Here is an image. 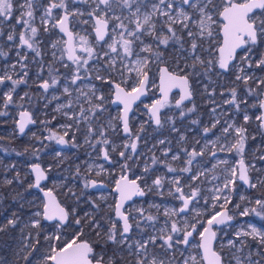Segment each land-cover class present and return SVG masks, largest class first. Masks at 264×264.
Listing matches in <instances>:
<instances>
[{
  "label": "snow or ice",
  "instance_id": "snow-or-ice-1",
  "mask_svg": "<svg viewBox=\"0 0 264 264\" xmlns=\"http://www.w3.org/2000/svg\"><path fill=\"white\" fill-rule=\"evenodd\" d=\"M73 5L84 7H73ZM41 8L43 11L37 18L36 11ZM54 10L60 11L56 13ZM17 12H19L18 16L15 15ZM13 18H15L14 24L11 23ZM37 19L39 25L36 23ZM70 24L73 27H70ZM76 24L80 25L79 30H74ZM17 25H23L19 32V43L15 45L18 59L10 67H6L4 73L0 75V85L5 84L6 81L11 83V88L3 96L4 106L15 103L13 93L16 87L27 83L28 52L34 53L33 63L37 62V58L40 62L37 76H40L45 67L48 73V78L42 79L38 87L44 94L52 90L50 97L38 94L39 99L45 101L44 107L47 108L53 101H61L62 97H66L63 102L56 103L53 109L69 121L60 127L75 128L79 131L80 126L83 125L86 129L84 143L92 149L99 147L102 159L109 163H114L110 151L117 152L118 147L121 146L108 138V132L122 129L127 139L118 155L123 161L120 167L124 172L132 170L129 161H138L142 155L138 151V141L141 139L140 133L144 131L143 124L140 132L134 135L130 129L129 113L132 104L145 94L150 83L149 73L152 65H167L169 61L173 59L175 61L174 70L170 71L167 66L159 69L161 98L154 100L150 106L146 105L150 120L157 129L163 127L161 109L168 105V93L173 88H179L181 92L179 99L175 101V107L180 110L179 117L184 118L195 111V105L185 111L183 104L185 100H192L193 89L190 78L193 77L203 75L210 79V73L215 72L220 76L234 67L238 69L236 81L243 82L249 95L256 93L258 96H264V91H261L264 89V76L258 77L255 72L247 71L253 68L264 71V52L260 53L259 58H255L254 51L264 44V0H219V3L217 0H48L46 6L41 0H0V35H3L4 28L8 27L6 39L9 42L14 41ZM41 26L45 33L50 32L51 29H58L64 37H67L51 42L49 47L52 61L46 66L43 64V57L47 53L41 47L42 42L37 39ZM24 48L27 51L21 54V49ZM169 48H172L171 53ZM238 49L243 55H239ZM57 52L60 54L57 55ZM6 55L7 52L0 50V56ZM237 56H239V64L234 63ZM17 67L22 74L16 73ZM60 67L70 69V72L61 73ZM14 74L18 78H14ZM93 79L100 82V87L92 83ZM61 81H63L62 85ZM253 81L255 88L250 86V82ZM128 84L131 85L130 88L123 86ZM104 85L109 86L111 94L115 97L113 103L118 102L123 105L120 115L106 122L101 120L102 114L106 111L107 100L103 92ZM61 87L62 91L57 93L55 90ZM205 92L210 97L213 95L212 92H208L207 86ZM230 96L231 98L224 103L235 105L236 110L240 111L235 87L230 90ZM25 97L32 102V97L28 93L20 99L24 100ZM258 105L264 109V99H259ZM210 112L215 118L210 127L203 128L205 135L221 124L220 118L216 115V108H212ZM6 114L0 111V115ZM20 116L21 120L17 122V127L20 133H24L26 124L34 121L29 118L27 111H22ZM249 119L245 114L244 124H247ZM116 120L119 121V125L114 123ZM256 120L259 122L261 134H264V113L257 116ZM166 121L172 123V132L179 131L175 127L174 116H168ZM198 122V120L192 121L193 124ZM42 123L46 122L42 121ZM247 133L248 129L245 126H237L234 122L225 119L220 134L204 143L199 150L195 145L191 150L182 147L179 152L171 154V162L167 159L171 153L169 147L161 150L165 157L163 160L153 151L151 165L160 164L166 168L167 173L179 172L182 175L167 177L165 174H160L151 178L149 183V172L153 169L147 157L142 170L143 175L133 180H129L126 174L121 175L114 189L119 193L115 204L117 219L114 220L110 216L102 217L101 219L108 225L106 228L104 223L91 213H85L83 221L80 218L75 220L77 227H82L86 222L95 233L96 244L101 247L98 254H94L91 243L79 240L83 235L81 231L63 247L51 243L53 239L60 240L59 235L54 237L45 235L43 239L49 246L37 256L36 253L42 248L41 233L37 231L33 237L32 233L28 232L27 235H22L21 246L14 253L16 264L21 260L23 264H33V260L35 264H189V260L191 264H200L196 256L183 258V251L179 248L182 244L188 245L189 238L197 231L200 236L198 247L202 250L203 264H232L233 261L235 264H264V227L258 228L249 224L247 230L241 229L235 232V239L222 242L219 251L213 248V241L218 239L214 226L226 225L228 221L233 220L228 205L232 203L237 182H242L250 189L264 188V168H257L255 162L246 164L244 160ZM67 135V131L64 135L52 132L45 139H54L58 144L66 145L70 143L65 140ZM251 138L255 140L256 135H252ZM185 140V135L180 134L177 143H183ZM167 143L169 142L166 139L157 141L158 145ZM199 143L200 141L197 140L196 144ZM71 146L74 148L79 146L75 133L72 136ZM155 147L156 145H153V149ZM42 150L34 148L31 154L38 158V153ZM28 151L26 148L25 153ZM218 151L239 156L238 168L230 166L227 159L217 160L210 169L204 168L197 160L206 153L215 158ZM181 152L186 157L184 166L174 167L172 162L182 159ZM21 154L17 153V155ZM60 156L61 153L57 152L56 157ZM252 157L254 161H264V145L258 144L252 151ZM59 163H63V160H59L58 165ZM30 167L35 174V184H30L29 187H39L40 181L46 178L45 172L39 163L31 164ZM94 167L99 169L96 175L104 171L103 165L89 164L84 174L85 188L99 186L96 180L87 178ZM252 172L259 174L253 177ZM76 175H80L79 166L76 168ZM15 179L19 181V173L16 174ZM12 183L13 180L5 179L3 185L8 186ZM165 183L170 185L167 189L168 195L180 202L179 207L150 202L149 209H155L157 215L143 207L124 210L125 201L132 200L133 196L143 197L147 193L163 196L161 189L164 188ZM208 184H211V187H207ZM44 195L50 197L51 193L45 192ZM101 199L103 200L104 197ZM246 199L244 195L240 196L242 202ZM201 200L203 205L200 204ZM248 202L252 203L251 200ZM254 204L255 207H245L240 215L248 216L250 213H255L264 220V199L256 198ZM92 206L99 210L98 204L93 203ZM217 207L219 211L215 210ZM235 207L240 208V204H236ZM205 211L209 212L206 220L203 219ZM160 214L165 219L163 226L157 227ZM190 214H193L191 219H189ZM69 215L70 213L58 204L53 207L52 201L44 203L42 213L37 211L34 214L35 217H42L44 220H57V229L66 226ZM19 222L20 217L14 211L6 224H0V232H5L9 227L15 228ZM28 227L40 229L41 219L30 217L29 223L21 228V233L23 234L24 229ZM134 227L140 233L150 228L151 233L146 236L141 235L133 241L131 232ZM200 228L203 230L200 231ZM250 241L256 244L255 248L251 247ZM109 245L114 246L111 253H109ZM225 248L231 253L230 257L223 255ZM175 252H180V257H177ZM254 257L258 258L254 259ZM0 264H5L3 257H0Z\"/></svg>",
  "mask_w": 264,
  "mask_h": 264
},
{
  "label": "rangeland",
  "instance_id": "rangeland-1",
  "mask_svg": "<svg viewBox=\"0 0 264 264\" xmlns=\"http://www.w3.org/2000/svg\"><path fill=\"white\" fill-rule=\"evenodd\" d=\"M219 3V0H217ZM41 3L43 5H47L48 0H41ZM80 6L84 7L83 5H73V7ZM41 11L43 9H39L36 11L37 18L40 16ZM56 13H59L60 10H54ZM15 15H19V12H17ZM11 23H15V18L11 20ZM37 25H39V19L36 21ZM70 27H73L72 24H70ZM23 25H17L16 27V39L12 42L7 41L6 37L8 35V27H5L3 30V35H0V50H3L7 52L6 56H0V75L4 73V69L6 67H10L11 61L17 60V49L15 47L16 44L19 43V32L22 30ZM80 25L76 24L74 30H79ZM90 31V29H89ZM62 36L59 35L58 31L56 29H51L50 32L45 33L43 31V27H40V31L38 34L37 39L40 40L42 49L47 53L43 57V64L46 66L48 63L52 61L51 56V49L50 44L52 41H55ZM63 38V37H62ZM11 48H9V46ZM25 51H27L26 48L21 49V54H23ZM169 52H172V48H169ZM261 52H264V44L261 45V51L259 54H255V58H259V55ZM60 53L57 52V55ZM34 53L28 52V77H27V83L20 84L16 87L15 93H13V99L15 103L9 104L7 107L3 104V96L4 93L7 92L11 88V83L9 81H6L5 84L0 85V111L6 112V115H0V140L7 139L9 141H16L20 140L21 143H23L25 146H32L35 149H43L41 152H43V156H38V159H41V157H44L46 160L49 159L50 162L42 163L41 161H37L35 163H39L41 166H44L43 168L46 169V171L49 172L48 181L45 184V187L51 191H53L56 194H59L63 197V205L70 211L72 216V222L71 227L67 230L61 232L60 229H57L55 226H52L51 228H48V225H42L40 229H31L30 227L25 228L23 234L21 233V229L18 230L20 235H27L28 232H31L33 237H35V234L37 231H40L41 233V245L42 248L40 252L36 253L37 256L41 255V253L44 252V250L49 246L47 242L44 241L43 237L45 235H52L53 237L56 235H59L61 238L60 240L53 239L51 241L52 244H58V242H63L61 244V247H63L66 243L70 242L74 237H76V234L78 232H81V228L77 227L75 225V220L77 218L84 219L85 213H91L92 215L96 216V213L91 205V207L88 208V202H92L95 204H98V202H104L106 203L105 206H103L101 203L99 206H103L104 208L108 205V200H111V195L108 193H101L100 195L96 196H88V188L84 187V179H85V173L87 171V166L89 164H92L94 166L96 165H103L104 171L100 173V175H96V171H99V169L94 167V170L92 173L87 177L88 179H92V177L96 178H103V179H112L117 174H122L124 171L121 169L120 164L123 163V161L120 159L118 152L119 150H122V145L125 142L127 138L122 137L121 131L118 128L116 132L109 131L108 132V138L114 142L116 145L121 146L118 147L117 152H111L110 156L114 163H111L108 165L101 157L100 155V149L97 147L96 149H92L89 145H86L84 143V133L86 129L83 125L80 126V130L77 131L75 128L72 129H64L61 128L60 125L69 123L63 116L59 115L53 109L56 106V103L63 102L66 100V97H62L61 101H53L51 104L48 105L47 108L44 107L45 101L39 99V95H48L51 96L52 90L48 94H44L43 90L38 87L39 83L42 79L48 78L47 69L45 67V70L41 72L39 77L37 76V72L40 71V67L38 68L37 62L33 63V57ZM243 55V53L241 54ZM167 59V58H166ZM66 60V57H65ZM67 62V61H66ZM70 63V62H69ZM239 59L237 60V64H239ZM59 67V64H57ZM163 66H167L169 70H174L175 68V61L174 59L172 61H169L167 65L165 64H159V65H152L150 73L152 74H159V69ZM155 68V69H154ZM217 71H219L217 69ZM248 73L255 72L256 76H264V71L258 70V69H247ZM61 73H67L70 72V69H64L63 67H60ZM238 72L237 68H232L230 70V75H220L217 76L215 72L210 73V79L208 77H204L203 75L199 77H193L195 80L196 85L198 86L197 93L200 96L203 103H201L200 109L202 110L203 117L205 116V123L198 122L194 128V137L193 139L190 138L188 140L187 132H190L189 126L182 125L181 127L177 128L178 132H172V135L167 134V136L162 135H154L150 133L148 130H144L141 135V139L138 141V151L142 155L140 156V159L138 161H129L130 164H132V167L135 166L139 169V172L136 174H133V172H130L132 174L133 179L137 176L143 175V168L145 164V157L148 158V163L151 166V169L153 171L149 172V183H151V178H155V176L160 174H165L167 177H171L173 175H182L179 172L177 173H167L166 168L163 165L157 164V165H151V156L153 154V151L155 155L163 160L165 157H163L161 150L165 147H169L171 149V153L169 157L167 158L171 162V154L177 153L180 151V148H187L188 150H191L193 145L199 150V148L206 143L209 140L215 139L216 136H218L221 132V128L223 126V122L226 118V115L229 114L230 122H234L237 126L243 125L246 126L248 129V139L246 142V151L244 154V160L245 163H253L255 162L257 165V168H264V161H254L252 157V151L256 148V146L264 145V134H261V130L258 127V121L256 120L257 116L259 115V112L255 110V106L258 105V100L261 99L262 96H258L256 93H253L252 95L248 94V91L245 88L241 91L240 88H242L243 84L242 81H236L235 76ZM16 73H20L19 69H16ZM14 78H18L14 74ZM211 81V82H210ZM87 82V81H85ZM92 83L96 84L98 87H100V82L95 81L93 79ZM252 83L251 87L255 88V82ZM63 84V81H61V85ZM125 87L130 88L131 85H123ZM205 86H207L208 92H212L213 95L210 97L205 92ZM240 86V88H239ZM235 87L237 90V103L240 104V111L236 110L235 105L226 104L224 103L225 100H229L231 98L230 96V90ZM35 88V89H33ZM214 90V91H213ZM33 93L35 97V104L38 105L35 110H33L34 120L35 124L29 129V131L26 133L24 137L19 138L16 132L15 128V122L17 120V115L21 111H27L29 112L30 107L32 106L33 102H29L28 98L25 97L24 100H21L20 97L24 96L25 93ZM57 93L62 91L61 88H57L55 90ZM261 91H264L262 89ZM103 92L105 96L107 97L106 103H105V109L106 111L102 114L101 120L102 122H106L108 119L112 117H118L120 114V108H114L111 105L112 102V94L110 92V88L107 85L103 86ZM223 93V95H221ZM39 94V95H38ZM214 101V103L212 102ZM151 100H146L142 103L141 107L137 110L135 114L132 115L130 119V125L133 131L134 135L137 133V130L141 128V125L143 124V119L141 117H144L146 114V105H150ZM221 105V106H220ZM255 105V106H254ZM226 106V108H224ZM216 108V115L220 118L221 124L218 125L215 129H212L210 133L205 135L203 133V128L205 126H211L213 120L215 117L211 114L210 110L212 108ZM195 109H197L195 107ZM170 113L173 115L174 112L172 109L170 110ZM176 113V112H175ZM247 114L249 116V122L245 125L243 116ZM32 115V114H31ZM56 117V119H52L53 117ZM209 121H208V120ZM42 121L46 123H42ZM50 121V123H47ZM208 121V122H206ZM117 125H119V121H114ZM200 125V127H199ZM147 126V125H146ZM144 127V124H143ZM188 127V128H187ZM218 128V130H216ZM67 131L68 135L65 136V140L70 141L68 143V147L65 149H61L56 146V140H48L45 139V137L51 135L52 132H56L57 135H64V132ZM140 132V131H139ZM75 133L76 136V142L79 145L78 147H72L71 146V140L72 136ZM35 134V135H33ZM184 134L186 137V140L183 143L178 144L177 141L179 140V135ZM252 135H256V139L252 140ZM37 137L39 139H37ZM160 139H166L169 143L165 145H158L157 141ZM199 140L200 143L196 144V141ZM254 143L255 146H249L248 143ZM193 144V145H192ZM47 147V151H44V149ZM153 145H156V147L153 149ZM109 150H110V146ZM33 148V149H34ZM149 149H152V151H149ZM209 150H211V145H209ZM60 152L61 156L56 157V153ZM182 159L178 162H172L174 167H182L184 166V154L180 153ZM217 155H220V157L212 158L211 155L205 154L204 157H198L197 160L201 162L204 168H211L212 164L215 163L217 160L220 159H227L229 161L230 166H237L238 168V161L240 159L239 156L227 153V152H217ZM216 155V156H217ZM63 160V163H59V160ZM31 162H27L25 160H18V158L12 157L10 154L6 152H0V186H4L3 182L5 179H11L13 180V183L15 182L16 174L19 173V179L21 181H25L26 185H30L32 183V178H27L30 175V166ZM44 164V165H43ZM51 165V168L49 169V166ZM58 165V166H57ZM205 165V166H204ZM79 166L80 168V175H76V168ZM208 166V167H206ZM12 170L13 173L11 172ZM195 171V169H193ZM12 173V175H10ZM259 173L252 172L251 175L253 177L257 176ZM141 183V181H139ZM185 182H187L185 180ZM12 183V184H13ZM17 184V183H16ZM15 184V186H16ZM170 187L167 183H165V186L161 191L164 193L163 196L154 194V193H147L146 197L142 200H139L133 205H130L129 210L143 207L145 209H148L152 214L155 212V209H149V203H156L161 205H168V206H175L179 207L180 202L173 199L171 196L168 195L167 189ZM207 187H211V184H208ZM71 190V192H70ZM72 193H75V195H72ZM263 196L264 199V188H257V189H250L245 188L243 184H241L239 181L237 182V187L235 192L232 195V203L228 205L229 208V214L233 216V220L230 221V223L222 228V229H216L217 231V242L215 244V250H220V244L222 242H226L228 239H235V232L241 229L247 230L249 224H253L255 226L264 227V220H261L260 217L256 216L255 213H250L248 216H241L240 213L244 210L245 207H255L254 201L256 198H260L259 195ZM244 195L247 199L245 201L240 200V196ZM7 196V195H6ZM101 197H104L102 200ZM35 198V197H32ZM251 200L252 203H249L248 201ZM200 204L203 205V200L200 201ZM240 204V208H236L235 205ZM29 206H34L35 208H39V201L37 199H30L28 202ZM73 209H75V212H73ZM216 211H219L220 209L217 207L215 209ZM100 211V210H98ZM41 212V210L39 211ZM162 212V209H161ZM98 213V212H97ZM147 214V212H146ZM161 215V214H160ZM191 215H189V219H191ZM163 216V215H162ZM209 216V212H204L203 219L206 220ZM114 220L115 218L110 215ZM9 217L6 218V221ZM165 217L163 216L161 218L162 225ZM160 220V218L158 219ZM29 223V220L28 222ZM26 223V224H27ZM84 225H87L85 222ZM23 227V225H22ZM21 227V228H22ZM199 228V225L197 226ZM150 229V228H149ZM148 230V229H147ZM202 231V228L199 229ZM142 235L137 230V238H139ZM22 237V236H21ZM21 237H19L18 241L12 243L11 253L9 254L8 258H5V264H13L14 260L16 258L14 257L15 251L21 246ZM96 237V235H95ZM34 242V241H33ZM251 247L255 248L256 244L254 242H251ZM199 243L197 240L192 241L188 244V246L185 248L188 250L187 252L183 250L182 245L179 246V248L183 251V258H187L190 256H196L197 260L201 262V252L198 247ZM233 252L235 249L232 250ZM247 251V249H246ZM175 255L177 257H180V252H175ZM223 255L230 257L231 253L228 252L227 248L224 249ZM181 258V260L183 259ZM258 257H254L256 259ZM20 264H23V261H20ZM33 264H35V260H33ZM189 264H191V260H189ZM232 264H235L233 261Z\"/></svg>",
  "mask_w": 264,
  "mask_h": 264
},
{
  "label": "flooded vegetation",
  "instance_id": "flooded-vegetation-1",
  "mask_svg": "<svg viewBox=\"0 0 264 264\" xmlns=\"http://www.w3.org/2000/svg\"><path fill=\"white\" fill-rule=\"evenodd\" d=\"M217 19L219 20V17H217ZM256 50H257V52H256ZM254 51H255V54H259V52L261 51V45L258 46ZM238 53H239V55H241L243 52L240 51ZM238 59H239V56H237V58L234 61V63L237 64V60ZM37 66H38V68L40 67L39 58H37ZM223 75H225V76L230 75V71H228L227 73H224ZM149 76H150V83L148 84V86H147V88L145 90V96L134 107V109H133L132 114H131L130 117H132V115L137 112V110L141 107L142 103L145 102L146 100H151V103H150V105H151L154 100H157V99H160L161 98L160 95L158 94V90H159L158 77H159V74L156 75V74H153V73L152 74L149 73ZM39 77H42V76H39ZM195 80H196V78L195 79L194 78H190V84H191L192 89H193V99L190 102L184 104L185 111L187 110V108L193 107V105H195V107L197 109H195V111L193 113H189L184 118H180L179 117V111L180 110L175 107V101L177 99H179V93H177V92L176 93H173L170 96L169 100H168V105L165 108L161 109V118H162L163 127L160 128V129H157L156 128V125L150 120V117L148 116V108H147L146 109L145 116L144 117H141L144 120L143 121V124H144V127L143 128H144V130H148V131H150V133H152L154 135H162L163 137L164 136H167V134L172 135V132H171L172 123L166 121V118L168 116H174L175 117V127L176 128H179L182 125H185V127L186 126H189V128H190L191 131L190 132H187L188 140H190V138L193 139V137H194V128H195L196 124H193L192 121L193 120H198L200 123H205V118H206L205 116L203 117V113L204 112H202V110H200V109H203V108H200L201 103H203V101L201 100L200 96L197 93L198 86L196 85ZM240 85H242V88H240V86H239V88L242 91L243 88H245V85L244 84H240ZM251 85H252V83H250V86ZM33 89H35V88H33ZM31 93H32V91H31ZM261 99H262V97H261ZM111 105H112V102H111ZM114 108H118V107H114ZM224 108H226V106ZM171 109L174 112L173 115L170 113V110ZM255 110L259 112V115H261L259 105L255 106ZM120 111H121V108H120ZM29 112H31L32 115L30 113H29V115H30L32 121H34V122L28 128V131L35 124V120H34V116L35 115L33 114L34 111L31 110V109H29ZM17 117H18V115H17ZM226 118L227 119L230 118L229 114L226 115ZM208 121H206V122H208ZM16 122H17V120H16ZM16 122H15V128H16ZM247 125L245 127H247ZM199 127H200V125H199ZM130 129H131L132 133H135V131L132 130L131 125H130ZM216 130H218V128ZM120 131H121V134H122V129H120ZM139 131L140 130L138 129L137 130V133ZM26 133H25V135H26ZM24 136H22V137H24ZM122 137H124V136L122 135ZM19 138H21V137H19ZM124 138H127V137H124ZM251 144L252 143H248L249 146H251ZM56 146L59 147L57 145V143H56ZM67 147H68V144H66L65 147L64 148H61V149H65ZM216 157H220V155H217ZM49 162H50V160H49ZM105 162L108 165L111 164V163H109L107 161H105ZM41 167L44 170V172L46 173V175H47V181H48L49 172L46 171V169L43 168L44 166H41ZM206 167H208V166H206ZM13 171L14 170H12L11 172L13 173ZM130 172H133V174H136V173L139 172V169L137 167L133 166L131 171L123 172L122 174H117L112 179H110L109 181H108V179L96 178V177L94 178V177H92V180H96L97 183H98V185H99V186H97L95 188H99V190L98 191H90V189L88 188V196H96V195H100L101 193H108V194L111 195V200H108L107 207H105V208L103 207V206L106 205V203H104V202H98V205L101 203L103 206H100L99 207V210L100 211L94 210L95 213H96V216L95 217L98 220H101V223H104V220L101 219L102 217H105L106 218V217L112 215L115 219H117L115 217V204H116V201H117V198H118V194L114 191V189L116 188V181L120 179L121 175H125V174L127 175V178L129 180H133L132 174ZM12 173L10 175H12ZM30 177L32 178L31 171H30ZM137 182L140 183L139 181H137ZM31 184H33V179H32V183ZM43 188L44 189H47L45 187V185L43 186ZM32 189H33V187H32ZM47 190H49V189H47ZM49 191H51V190H49ZM51 192H53V191H51ZM54 194L56 195L58 201L63 205V202H64L63 201V197L61 195H59V194H56V193H54ZM13 197H15V199H13ZM32 197H35V198H32ZM145 197H146V195L143 196L142 198H134L131 202H129V203L126 204V206L124 207V210H129L130 205H133V203H135V202H137L139 200H142ZM18 198H19L18 197V193L16 191H13L12 189L8 190L5 193V202H6V204H3L2 199L0 198V208H1V210H0V224H6L7 223L6 218L7 217H11V214L14 211L20 217V222L16 225L15 228L9 227L8 230H6V231H9L8 238H7L8 239L7 240V244L5 245V250H6V253L8 255L11 253V248L13 247L12 246V243L18 241L19 237L22 236V235H20V233L18 232V230L21 229L22 225L24 226L28 222V220H29L30 217L31 218H40L42 225H45V226L48 225V226H55L56 227V224H47V223H45L43 221V218L42 217H35L34 216V214L37 211H40L41 210V213H42L43 205H44V202H43L42 198L40 197L39 193H37L34 189H33V192H31V193H29V192L22 193L21 194V198L20 199H18ZM30 199H33V200L34 199H37L39 201V204H40L39 205V208H35L34 206H29L28 205V202L30 201ZM21 205H23V207H21ZM91 205H93V203L92 202H88V208L91 207ZM63 207L66 209V211L68 213H70V211L64 205H63ZM153 214L154 215H157L156 212H153ZM162 217H163L162 214L161 215H158V219L160 218V220H157V227H159L160 225H162V221H161V218ZM71 222H72V216H71V213H70V215L68 217V224L66 226H68L69 224H71ZM104 226H105V228L108 227V225L106 223H104ZM11 232H13V233H11ZM150 233H151V229H148V230H146V232L142 233V235L146 236V235H148ZM131 238H132L133 241H135V239H137V229H135V227L133 228V230L131 232ZM96 240H97V237H95V233L92 231V229L89 228L88 229V242L93 245V247H94V254H98L100 252V250H101L100 245L99 244H96ZM195 240H197V242L200 243V236H199V232L198 231L197 232H194L193 233V236L189 238V243L192 242V241H195ZM77 242H79V241H77ZM216 242H217V239H216ZM216 242H215V244H216ZM187 246L188 245H183L182 244V248L186 252L188 251V250L185 249ZM108 247H109V253H111V250H112V248L114 246L109 245ZM0 251H1V248H0ZM156 251H160V250L159 249H156ZM201 262L203 264V259H201Z\"/></svg>",
  "mask_w": 264,
  "mask_h": 264
},
{
  "label": "trees",
  "instance_id": "trees-1",
  "mask_svg": "<svg viewBox=\"0 0 264 264\" xmlns=\"http://www.w3.org/2000/svg\"><path fill=\"white\" fill-rule=\"evenodd\" d=\"M257 52V50H256ZM66 61V60H65ZM29 96L32 97V106L30 107L31 110H34L35 108L38 107L37 104H35V97L33 95V93H29L28 94ZM251 146H255V144L252 142ZM28 149L29 151L27 153H25V149ZM34 147L32 146H25L23 143H21L20 140H16V141H9L7 139H3V140H0V152H6L8 154H10L12 157L14 158H18V160H25L27 162H31V163H35L37 161H41L42 163H46L49 161V159H45L44 157H41V159H38L36 156H33L31 154V151ZM47 147L44 149V151H47ZM22 153L21 155H17V153ZM43 152L39 151L38 153V156H43ZM44 165V164H43ZM29 178L30 180V175L27 177ZM14 184H11V185H8V186H0V198L2 199V202L3 204H6L5 202V193L12 189L13 191H16L18 193V199L21 198V194L24 193V192H33V189L32 187L30 188L29 185H26L25 181H21L19 179V181H17L16 179L14 180ZM15 183L16 186H15ZM260 198H263L262 194L259 195ZM5 202V203H4ZM1 210V208H0ZM52 226H48V228H51ZM71 227V224H69L68 226H66L65 228H60V231L63 232L65 230H67L68 228ZM81 228V231L83 232V235H81L79 237V240H86L88 241V226L87 225H84ZM8 233L9 231H5V232H0V248H1V251H0V257L3 256L4 258V261H5V258H8L9 255L6 253V250H5V245L7 244V238H8ZM13 233V232H11ZM13 238V237H12ZM78 240V241H79ZM63 242H58V247H61V244ZM2 255V256H1ZM21 262L19 261V264ZM13 264H16V260H14Z\"/></svg>",
  "mask_w": 264,
  "mask_h": 264
},
{
  "label": "water",
  "instance_id": "water-1",
  "mask_svg": "<svg viewBox=\"0 0 264 264\" xmlns=\"http://www.w3.org/2000/svg\"><path fill=\"white\" fill-rule=\"evenodd\" d=\"M258 11H259V10H258ZM56 30L58 31V33H59L60 36H62L64 39H67V37H64L63 34L60 33L58 29H56ZM221 39H222V37H221ZM237 51L240 52L241 50L238 49ZM163 67H164V66H163ZM226 73H227V72H226ZM223 74H224V73H223ZM159 84H160V72H159V77H158V85H159ZM176 92L179 93V97H180V95H181L180 89H179V88H173V89L168 93V100H169L170 96H171L173 93H176ZM158 94H159L160 97H161L162 94H161L160 90H158ZM144 96H145V94L142 95L138 100H136V101L132 104V110H131L130 113H129L130 116H131V114H132V111H133L134 107L138 104V102H139ZM114 99H115V97L112 95V106H113V107H120V108H121V111H122L123 105L119 104L118 102H117V103H113V100H114ZM192 99H193V97H192ZM262 99H264V96H262ZM188 102H190V101L185 100V101L183 102V104H186V103H188ZM121 111H120V113H121ZM21 112H22V111H21ZM21 112L18 113L17 122H18L19 120H21V116H20V113H21ZM260 113H261V114L264 113V109H261V108H260ZM148 116L150 117L149 110H148ZM29 118L31 119L30 115H29ZM31 120H32V119H31ZM17 122H16V131H17V134H18L19 137L24 136L25 133L28 131V128L33 124V123H28V124H26L24 133H20V132H19V129H18V127H17ZM122 135H123L124 137H126L125 134H124L123 132H122ZM57 145L59 146V148H64V147H65V145H60V144H58V143H57ZM40 166H41V165H40ZM41 168H42V167H41ZM42 170H43V169H42ZM30 171H31V168H30ZM31 176H32V179H33V184H35V174L32 173V171H31ZM45 177H46L45 179H43V180L40 181V186H39V187H33V189H34L37 193H39V195H40V197L42 198V200H43L44 203H45L46 201H52V202H53V207H54L56 204H58L60 207L64 208L63 205L58 201L56 195H55L53 192H51V191H49V190L43 188V186L45 185V183H46V181H47V175H46V173H45ZM240 183L242 184V182H240ZM244 186H245V185H244ZM245 188H248V187L245 186ZM89 189H90V191H98V190H99V188H92V187H89ZM45 192H50V193H51V196H50V197H45V195H44ZM115 192H116V191H115ZM116 193L118 194V198H119V193H118V192H116ZM118 198H117V200H118ZM134 198H142V197H140V196H133V197H132V200H133ZM132 200H130V201H125V205H124V207L126 206L127 203L131 202ZM116 202H117V201H116ZM64 209H65V208H64ZM65 211H66V209H65ZM42 212H43V210H42ZM66 212H67V211H66ZM43 221H44L45 223H47V224H57V223H58L57 220L48 221V220H44V219H43ZM229 223H230V221H228L226 225H221V226H218V227H217V226H214V230L224 228V227H226ZM67 224H68V221H67L66 225H67ZM64 227H66V226H61V228H64ZM215 242H216V240L213 241V248H214V249H215ZM200 252H201V254H202V250H201V249H200ZM202 259H203V254H202Z\"/></svg>",
  "mask_w": 264,
  "mask_h": 264
},
{
  "label": "built area",
  "instance_id": "built-area-1",
  "mask_svg": "<svg viewBox=\"0 0 264 264\" xmlns=\"http://www.w3.org/2000/svg\"><path fill=\"white\" fill-rule=\"evenodd\" d=\"M15 61H16V60H14V61H11L10 65H11V64H13ZM17 69H19V68L17 67ZM19 70H20V69H19Z\"/></svg>",
  "mask_w": 264,
  "mask_h": 264
},
{
  "label": "bare ground",
  "instance_id": "bare-ground-1",
  "mask_svg": "<svg viewBox=\"0 0 264 264\" xmlns=\"http://www.w3.org/2000/svg\"><path fill=\"white\" fill-rule=\"evenodd\" d=\"M17 132V131H16Z\"/></svg>",
  "mask_w": 264,
  "mask_h": 264
}]
</instances>
